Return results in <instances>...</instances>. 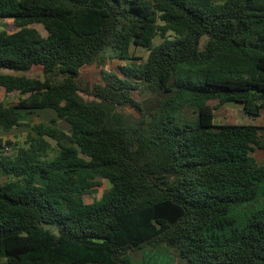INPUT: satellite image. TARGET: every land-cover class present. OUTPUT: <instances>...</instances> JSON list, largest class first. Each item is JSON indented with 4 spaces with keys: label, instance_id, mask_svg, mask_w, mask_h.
Listing matches in <instances>:
<instances>
[{
    "label": "trees",
    "instance_id": "16d2710c",
    "mask_svg": "<svg viewBox=\"0 0 264 264\" xmlns=\"http://www.w3.org/2000/svg\"><path fill=\"white\" fill-rule=\"evenodd\" d=\"M3 20L0 90L18 99L0 102V130L27 132L0 139L4 264H264V208L231 216L264 183V127L216 124L227 104L264 117V0H0ZM107 59L125 64L88 100L81 70Z\"/></svg>",
    "mask_w": 264,
    "mask_h": 264
},
{
    "label": "rangeland",
    "instance_id": "374dc122",
    "mask_svg": "<svg viewBox=\"0 0 264 264\" xmlns=\"http://www.w3.org/2000/svg\"><path fill=\"white\" fill-rule=\"evenodd\" d=\"M11 21L8 20H3L0 21V31L4 29H10L11 27ZM34 28H36L42 36L46 37L48 34L46 30L43 28L41 25H34ZM161 41V39L158 37L155 40V43L158 44ZM148 51L144 49H137L134 52L135 57L137 58H142L146 59L148 56ZM125 64L124 62L118 60V59H107L106 64L103 67L98 66L97 64L92 65V66H87L81 70V74L79 77V84L81 88L84 91L83 96L88 99V100H93V91L96 85L103 84V72L104 71H110L114 73H120L119 67L121 65ZM129 64V63H128ZM5 73H12L16 75H21L20 73L17 72H8L6 71ZM25 75H27L30 78H40L43 79V72L42 68L40 67H34L31 71L27 72ZM18 96H10V97H5V93L3 90H0V102H7V103H12L15 102L18 98ZM144 100H146L149 104L153 100V94L146 90L144 94ZM215 102H211V104H214ZM125 112L130 115L132 118H137L138 114L131 108H126ZM229 114H234L238 121L240 123H255L258 124L259 126L264 127V117L259 118L257 121H252L250 120L244 113L242 108L237 105V104H227L225 106L219 107L216 111V124L220 125L223 124L226 121V117ZM40 116V117H39ZM56 114L52 110H46V111H39L35 116L30 117L31 121H33L34 124H38L40 122H47L49 117H55ZM181 116L184 119L187 120H194L195 119V113L191 108H186ZM48 117V118H47ZM68 125L65 122L60 121L59 122V127H61L63 130L66 132L68 131ZM11 133H15L17 137L20 138V140H23L25 138V135L27 134L26 129L24 128H16L10 131ZM19 140V141H20ZM53 144H55L53 142ZM254 156L256 160L258 161L259 164H264V150H257L254 153ZM7 178L5 176L0 175V183L6 181ZM104 185L97 189L96 191V197L100 198L103 196V194L109 190L110 188V183L108 181L103 180ZM264 208V183L260 186L259 194L257 199L248 204H244L242 206L234 207L232 209L231 216L236 219V227L239 228L242 226L245 221L251 216V214L257 210H261ZM54 227V226H53ZM56 227V226H55ZM52 231H56L55 228H50ZM154 251V250H153ZM171 255L174 254L173 251L170 252ZM135 262L137 264H141L142 261L144 260L145 253H138V254H132L131 255ZM155 260L158 261V264H171L170 259L163 255L162 257L157 256L155 257ZM149 264H153V261L148 260ZM0 264H4V261L0 260ZM175 264H181L179 259L176 258Z\"/></svg>",
    "mask_w": 264,
    "mask_h": 264
},
{
    "label": "crops",
    "instance_id": "0c3cea01",
    "mask_svg": "<svg viewBox=\"0 0 264 264\" xmlns=\"http://www.w3.org/2000/svg\"><path fill=\"white\" fill-rule=\"evenodd\" d=\"M0 139H3L4 141H14V142L20 140V138L17 137L15 133H11V132L5 133L2 130H0Z\"/></svg>",
    "mask_w": 264,
    "mask_h": 264
}]
</instances>
